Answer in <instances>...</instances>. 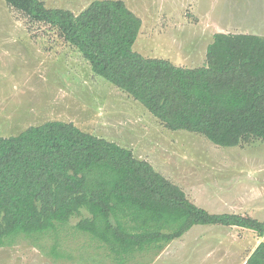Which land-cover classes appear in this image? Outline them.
I'll list each match as a JSON object with an SVG mask.
<instances>
[{
	"label": "trees",
	"instance_id": "obj_1",
	"mask_svg": "<svg viewBox=\"0 0 264 264\" xmlns=\"http://www.w3.org/2000/svg\"><path fill=\"white\" fill-rule=\"evenodd\" d=\"M5 1L29 32L48 26L82 53L95 75L167 128L224 147L264 139V35L216 32L205 65L183 67L134 50L142 19L124 0H94L79 14L43 0ZM75 215H82L77 229L124 260L158 255L194 225H224L256 231L262 241L247 264H264V221L198 206L131 149L65 120L0 136V247L20 237L38 244Z\"/></svg>",
	"mask_w": 264,
	"mask_h": 264
},
{
	"label": "rangeland",
	"instance_id": "obj_2",
	"mask_svg": "<svg viewBox=\"0 0 264 264\" xmlns=\"http://www.w3.org/2000/svg\"><path fill=\"white\" fill-rule=\"evenodd\" d=\"M43 1L48 8L79 14L94 0ZM124 1L142 19L134 50L183 67L205 65L206 50L216 32L249 31L239 24L251 23L250 31L254 26H264V0ZM204 21L218 25L208 26ZM34 27L32 34L18 13L0 0V136L17 135L30 125L49 120L73 121L82 130L148 160L181 186L192 202L212 213H235L231 211L239 205L231 208L228 200L232 198L233 202L238 195L244 198L253 193L252 187L262 185L264 139L252 138L238 146L224 147L201 134L169 129L141 102L95 75L76 47L48 26ZM246 184L250 185L248 193ZM219 199L229 203L224 205ZM82 215L72 216L68 223L58 222L56 230L38 244L20 237L13 245L0 247V264H148L153 259V252L137 253L130 260L114 256L109 244L75 227ZM256 218L263 221L260 212ZM194 228H200L201 235L197 236L206 240L205 264L218 260L229 264L228 257L239 263L258 240L256 231L244 227ZM196 230L180 245L187 242L192 247ZM188 255L185 251L184 257ZM178 259L163 257L157 264Z\"/></svg>",
	"mask_w": 264,
	"mask_h": 264
},
{
	"label": "crops",
	"instance_id": "obj_3",
	"mask_svg": "<svg viewBox=\"0 0 264 264\" xmlns=\"http://www.w3.org/2000/svg\"><path fill=\"white\" fill-rule=\"evenodd\" d=\"M205 13L206 12H204V16L207 18V15ZM204 22H206L205 24L208 26L218 25V23L207 22V21H204ZM222 24H224V23H222ZM222 24H220V25H222ZM250 24H246V26H244V24H239V27L243 26V27L249 29V31L246 33L251 32L252 34L264 35V33H263L264 32V26H262V25L254 26V30L250 31V28L252 27V26H250ZM258 185H260V186H254V187L251 186L252 190H254L253 193L244 195V198H241V196L238 195V196H236V200H233V202H232V198H230L228 200L230 203L229 202H227V203H229L231 208H235V206L239 205V206H237V209H235V211H231V212L240 213V214H243L246 216H251V217L255 216L254 218H256L257 213L260 212L261 216H262V220L264 221V201L259 202V201H256L258 199L255 198V197L259 196L262 199H264V180H262V185L261 184H258ZM248 187H250V185L246 184V186H245V188L247 189V190L245 189L246 193H248ZM239 188H240V186H239ZM230 193H232V192H230ZM228 195H229V197H232L231 194L228 193ZM253 197H254V199H253ZM220 201L225 203L224 205L227 204L225 201H222L219 199V203H220ZM234 201H235L236 205L234 204ZM194 227H196V225H194L192 228H190L181 237L176 238L173 241H171L158 255L152 254L154 256L152 259L153 263L151 260L148 262V264H151V263L157 264L158 260L160 258H163V257H168V258L169 257H179L178 260H172L170 263L165 262V264H177L178 261H181V264H205V260L203 259V255L205 252V248L207 247L206 245H204V242L206 240L204 238H202L201 236H199V237L197 236V235H201V233L198 232L200 228H194ZM232 227H233V229H238V228H235V226H232ZM237 227H239V226H237ZM195 229H197L196 230L197 233L194 234L195 238H192V240L190 242L192 247H190L189 243H187V242H186V244L180 245L182 243V239L185 238L186 236H188L189 233ZM229 240L233 241L234 239H229ZM261 241H262V238H260L258 236V240H257V243L254 246V248H252V250L249 249L250 251L246 254V256L241 258L239 263H236V262H238L236 258L233 259V261H232V260H229V257H228V261H231L229 264H247L248 258L250 257V255L253 253V251L256 249V247L259 245V243ZM207 245L210 246L209 243H207ZM184 249H186V250H184ZM185 251L186 252L188 251V254H189L186 258L184 257ZM179 254H180V256H179ZM211 254L213 255V252ZM215 256L217 257V255H215ZM128 263H130V262H128ZM208 263L209 264H227V260H225V261L218 260V261H212V262L208 261Z\"/></svg>",
	"mask_w": 264,
	"mask_h": 264
}]
</instances>
